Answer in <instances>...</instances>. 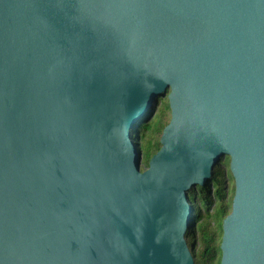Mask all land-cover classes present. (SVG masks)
I'll return each mask as SVG.
<instances>
[{
  "label": "water",
  "instance_id": "obj_1",
  "mask_svg": "<svg viewBox=\"0 0 264 264\" xmlns=\"http://www.w3.org/2000/svg\"><path fill=\"white\" fill-rule=\"evenodd\" d=\"M225 158L219 264H264V0H0V264H195Z\"/></svg>",
  "mask_w": 264,
  "mask_h": 264
},
{
  "label": "trees",
  "instance_id": "obj_2",
  "mask_svg": "<svg viewBox=\"0 0 264 264\" xmlns=\"http://www.w3.org/2000/svg\"><path fill=\"white\" fill-rule=\"evenodd\" d=\"M163 127L164 126L161 125L157 132L161 133V130ZM148 141H149V146L146 149V155L144 156V161L142 162L144 169L147 167L149 159L159 149V142H154L152 139ZM227 175L230 179H232L230 172H228ZM226 193H227L226 179L224 177V174L216 167L214 170L212 181H211V186H207L205 188V191L202 196L203 198L201 199V202H200V207L204 209L206 213V219H210L213 222H217L218 224H220V228H221L222 221L230 213V210H231L232 198L228 199L226 197ZM233 193H234V188L232 190V194ZM212 206H213L214 211L212 214H209V211L212 208ZM198 219L199 217H197V220ZM201 230H202L203 236H206V237L215 236L214 232H210L209 224L207 223V221H204L201 224Z\"/></svg>",
  "mask_w": 264,
  "mask_h": 264
},
{
  "label": "flooded vegetation",
  "instance_id": "obj_3",
  "mask_svg": "<svg viewBox=\"0 0 264 264\" xmlns=\"http://www.w3.org/2000/svg\"><path fill=\"white\" fill-rule=\"evenodd\" d=\"M166 125H164V127ZM205 188L201 189L198 187L196 190H191L188 193L189 202L195 208L196 216L199 217V219L197 220L196 226L193 229H191L188 232V234L185 236V241H186L187 247L189 248L193 256L195 264H219L220 255H221L219 246H220L221 235H222L220 224H218L217 222H214V226L216 227V232L214 233L217 234L219 237L218 243L216 244L215 242L216 245L214 244L216 237L215 236L214 237L203 236V233L201 230V224L204 222V219L206 218V216L202 217L199 209L201 208L200 202H201V199L203 198L202 196L205 191Z\"/></svg>",
  "mask_w": 264,
  "mask_h": 264
},
{
  "label": "rangeland",
  "instance_id": "obj_4",
  "mask_svg": "<svg viewBox=\"0 0 264 264\" xmlns=\"http://www.w3.org/2000/svg\"><path fill=\"white\" fill-rule=\"evenodd\" d=\"M166 104H167V100H166V98H163L160 101V104H159L153 118L150 120V122L147 125H145L143 127L142 134H141V141H140V147H141V151H142V162L144 161V156L146 155V149L149 146L148 140L152 139L154 142H158L161 133H158L157 131L159 130L161 125L164 126L169 121L170 113H169V109L167 108L168 104L167 105ZM217 168L224 174V177H225L226 183H227L226 197L228 199H230V198H232V195H233L232 190L234 188V185H233V180L230 179L227 175L229 172V160L227 158L223 159L219 163ZM141 169L144 170L143 165H142ZM199 211L201 212L202 217L206 216L204 209L200 208ZM213 211L214 210H213V206H212V208L209 211V214H212ZM204 221H207V223L209 224L210 232H216V227L214 226V222L212 220L205 218ZM215 237L216 238H215L214 244H215V242L217 244L219 241L218 240L219 237L217 234H215Z\"/></svg>",
  "mask_w": 264,
  "mask_h": 264
}]
</instances>
